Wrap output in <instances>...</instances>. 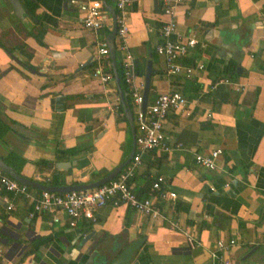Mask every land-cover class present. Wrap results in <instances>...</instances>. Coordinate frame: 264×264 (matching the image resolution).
<instances>
[{"label": "crops", "instance_id": "0c3cea01", "mask_svg": "<svg viewBox=\"0 0 264 264\" xmlns=\"http://www.w3.org/2000/svg\"><path fill=\"white\" fill-rule=\"evenodd\" d=\"M30 1L34 20L19 0H0V160L7 158L9 168L35 182L54 174L60 186L96 181L132 148L115 81L94 76L95 49L110 33L84 29L70 0ZM108 1L114 8L115 0ZM163 8L160 0H142L125 15L126 44L140 73L136 83H144L151 65L147 104L169 91L189 103L163 124L172 151L143 154L129 182L140 199L158 205L160 216L108 205L96 212L95 223L83 220L71 228L63 215L59 222L49 214L30 219V201L0 188V264H103L141 238L130 264H215L217 242L230 240L236 245L224 257L264 264V0H183L176 7L172 39L198 41L179 61L202 65L190 76H168L155 52L163 41ZM122 58L115 50L117 64ZM102 62L103 73L111 74L108 61ZM232 64V84L214 89ZM218 148L223 153L215 170L195 163L196 154ZM66 150L79 154L57 157ZM158 176L175 200L158 201L151 193ZM184 233L193 236L194 249Z\"/></svg>", "mask_w": 264, "mask_h": 264}, {"label": "built area", "instance_id": "2783aa9c", "mask_svg": "<svg viewBox=\"0 0 264 264\" xmlns=\"http://www.w3.org/2000/svg\"><path fill=\"white\" fill-rule=\"evenodd\" d=\"M142 0H115L114 10L116 13V34L115 50L122 54L121 67L123 70L124 81L128 87L131 98V111L135 127V152L131 162L126 165L116 178L99 186L96 189L75 191L65 194L50 193L39 191L33 195L32 190L24 184L12 179L0 168V188L11 194L13 197H23L30 201L31 211L28 214L30 219L35 216L49 214L53 222L61 221L63 215L69 227L73 228L79 221L96 222V212L105 206L118 207L125 205L136 213L156 218L160 216V209L151 199H140L130 185V180L135 176L136 169L141 164V156L148 152H160L169 154L172 151L168 139L163 133V124L170 113L184 112L188 106V100L179 92L169 91L158 94L151 103L142 109L144 83H136V63L129 51L126 39L128 37V24L126 12L134 4H139ZM163 2V15L166 17L160 29L162 43L156 46L155 52L162 57L165 63L168 76L184 75L190 76L195 72L203 70L202 65H183L181 58H185L189 52L198 44L194 37L182 40L172 39L176 34L177 21L175 9L183 0H160ZM69 3L77 9L80 21L84 29L89 31H99L107 29L112 31V18L103 6L102 0H70ZM95 60L97 67L94 76L98 77L103 83L113 81L112 74L103 73V60L110 65L109 49L106 42L97 45L95 49ZM232 82L227 78L219 79L213 88L219 85H229ZM239 87H236V91ZM222 149H214L207 154H196L195 163L208 170L216 169V161L222 155ZM49 179L36 181L44 184ZM46 185V184H44ZM151 193L156 196L158 201H173L176 195L168 192L164 188V179L158 176L151 186ZM6 203V209L10 211L12 204ZM177 223L171 222L170 229L176 230ZM188 247L195 248L193 236L184 233ZM236 245L235 240L228 242L218 241L216 251L212 253L215 264H241L230 258L224 257L221 253L228 251ZM3 252L0 249V260L3 259Z\"/></svg>", "mask_w": 264, "mask_h": 264}, {"label": "water", "instance_id": "95a60500", "mask_svg": "<svg viewBox=\"0 0 264 264\" xmlns=\"http://www.w3.org/2000/svg\"><path fill=\"white\" fill-rule=\"evenodd\" d=\"M11 1L13 3L16 2V0H11ZM102 3H103L104 8L106 9V11L110 14L112 18V31L106 38V44L109 49L111 68L113 72L114 81L118 89L119 99H120V103H121L122 110H123V115L128 123L129 131H130V136H131V141H132V148H131L130 154L124 162L120 163L108 175L101 177L96 181L85 183V184H74V185L58 186V187L44 185V184H41V183H38L32 180L23 178L20 175H17L2 160H0V168L3 170V172L8 174L12 179L16 180L17 182L21 184L26 185L27 187L31 189L50 192V193H58V194H65V193H70V192H75V191L96 189L99 186H102L106 184L107 182L111 181L112 179L116 178L117 175L121 172V170L126 165H128L133 158V155L135 152V136H136L134 122H133V115H132V111L129 105L127 104L125 100L124 94L120 87V79H119V74L117 71V63L115 59L114 38L116 34V13L112 6L107 5L106 0H102ZM237 71L240 73V69H237ZM150 85H151V65H150V62H148L147 67H146L145 76H144V89H143V95H142L143 97L142 109L143 110L145 109L147 105ZM0 234L4 235L2 231H0ZM92 235L93 233L84 237L82 242H86L87 240H89L92 237ZM144 240H145L144 238H141L136 241H133L124 250H122L112 262H109V259L106 257L103 261V264H108V263L109 264H130L132 257L135 255L136 251H138L141 248V246L144 243Z\"/></svg>", "mask_w": 264, "mask_h": 264}, {"label": "trees", "instance_id": "16d2710c", "mask_svg": "<svg viewBox=\"0 0 264 264\" xmlns=\"http://www.w3.org/2000/svg\"><path fill=\"white\" fill-rule=\"evenodd\" d=\"M20 2V5H21V8L22 10L25 12V15L26 17L34 20V19H37V16L34 15V4L30 1V0H19ZM8 5H10L8 3ZM41 37H42V34L40 36L37 37L36 35V40L38 41V43H41ZM21 47H16L15 49H20ZM8 52L11 53L10 50H7ZM29 56V55H28ZM27 67H29L28 65H25ZM31 68V67H29ZM117 71H118V74H119V79H120V87H121V90L124 94V97H125V100L127 102V104L129 105V107L131 108V98H130V95H129V92H128V89H127V85L125 84V81H124V75H123V71H122V67L120 64H117ZM109 73H111L113 75V72H112V68L109 67ZM136 73L139 75V71H138V68H137V65H136ZM236 69L234 67V65H229L228 68H227V71L224 75L225 78L227 79H231L233 77H236ZM119 110L120 112H123L122 110V106L121 104L119 105ZM62 154H65V155H77L79 154V151H76V150H66V151H61L59 153H57V157H61ZM4 161H5V164H11L9 163V160H7V158H4ZM6 164V165H7ZM48 164V163H47ZM11 166H13L11 164ZM15 173L17 175H19V172H18V169H15ZM96 178H98L99 175L95 174ZM44 184H47V185H50V186H54V187H58L61 185V182L59 180V177L58 175L54 174L52 176V178H50L48 181L44 182Z\"/></svg>", "mask_w": 264, "mask_h": 264}, {"label": "rangeland", "instance_id": "374dc122", "mask_svg": "<svg viewBox=\"0 0 264 264\" xmlns=\"http://www.w3.org/2000/svg\"><path fill=\"white\" fill-rule=\"evenodd\" d=\"M108 2L111 3L110 0H109ZM30 189H31V188H30ZM32 191H33V189H32Z\"/></svg>", "mask_w": 264, "mask_h": 264}]
</instances>
